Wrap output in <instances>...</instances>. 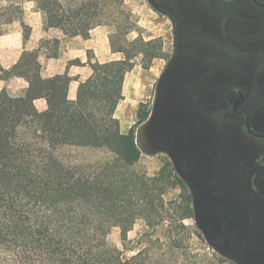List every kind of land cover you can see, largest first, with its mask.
Masks as SVG:
<instances>
[{
	"label": "trees",
	"instance_id": "1",
	"mask_svg": "<svg viewBox=\"0 0 264 264\" xmlns=\"http://www.w3.org/2000/svg\"><path fill=\"white\" fill-rule=\"evenodd\" d=\"M27 1L42 15L44 30L67 37L85 36L101 25L106 4ZM23 17L21 1L0 0V36ZM23 29L26 40L30 29ZM58 44L42 39L37 51L56 57ZM37 51L24 52L9 69L0 65V80L20 77L28 84L20 97L0 91V264H184L177 262L179 235L188 240L194 234L184 224L193 217L190 197L180 196L177 204L165 201L166 191L180 180L166 169L148 177L135 168L142 155L136 129L146 123L148 112L126 134L114 118L130 62L138 56L148 64L161 58V43L133 40L116 49L122 60L102 64L92 63L88 54L92 73L78 84L75 100L67 97V70L85 64L72 60L64 75L42 78ZM37 99L46 102L41 113L33 106ZM63 148L103 151L111 158L91 166L67 165L55 155ZM138 220L145 230L135 252L127 255L128 233ZM113 229L119 231L121 249L108 243Z\"/></svg>",
	"mask_w": 264,
	"mask_h": 264
},
{
	"label": "flooded vegetation",
	"instance_id": "2",
	"mask_svg": "<svg viewBox=\"0 0 264 264\" xmlns=\"http://www.w3.org/2000/svg\"><path fill=\"white\" fill-rule=\"evenodd\" d=\"M185 7L174 40L196 27L200 49L191 52L198 62L182 67L177 86L168 82L187 107L171 117L195 119L200 160L189 159L188 168L178 153L185 165L179 173L200 182L207 207L201 219L210 215L218 226L257 234L264 246V0H191ZM179 53L172 52L168 66L178 65ZM184 84L200 94L181 92ZM152 118H158L153 109L145 124Z\"/></svg>",
	"mask_w": 264,
	"mask_h": 264
},
{
	"label": "rangeland",
	"instance_id": "3",
	"mask_svg": "<svg viewBox=\"0 0 264 264\" xmlns=\"http://www.w3.org/2000/svg\"><path fill=\"white\" fill-rule=\"evenodd\" d=\"M16 1H21L27 11L30 10V6H34L27 0ZM105 2L100 22L110 27L109 43L114 50L118 47H126L127 43L136 39L157 40L162 46L161 58L153 60L150 64L142 59L144 66L151 65L153 68L150 73H146L145 82L147 84L140 86V94L134 95L136 98L129 103L131 106L129 108L137 111V119L144 112L149 114L151 109L158 116V118H152L150 123L136 129L138 145L142 150L140 160L135 166L136 170L148 177H153L161 169H166L180 180L176 187L166 191L165 201H173L177 204L180 201V196L190 197L193 217L185 219L184 224L194 234L190 239L184 240L180 233L182 255L178 256L177 262L184 264H264V246L258 241L257 234H242L227 224L218 226L215 218L210 215L206 219L200 218V208L207 209L200 198V182L194 177L196 179L194 183L195 179L182 176L179 173V168L185 166L181 162L182 157L188 168L191 165L188 162L189 159H193L194 164H198L200 160V138L196 137L197 131L200 129L196 127L194 118L171 117V113L175 115L187 107H185L186 101L184 102L179 94H174L175 90L168 83L171 81L175 83L174 86H177L176 82L182 78V67L188 63L194 67L192 62H198L195 52L191 53L200 49L196 27L193 31L182 32L185 34L184 39L174 40V37L178 35V29L183 26L182 8L187 6L191 0H105ZM194 3L197 5L198 0H194ZM166 11L170 12L168 15L174 17L176 30L172 28ZM14 25L15 28L20 27L22 31L24 30L23 25L19 26L18 22H15ZM8 29V26L5 27L3 35L0 36V49L2 50L8 46L7 39L9 38L5 36ZM125 29H129V31L125 32ZM172 52H181L176 56L179 58L178 67L168 66V57ZM126 86L127 93L135 89L128 84ZM198 90L193 84H184L180 91L187 95H191L192 92L196 97ZM198 93L200 94V91ZM153 96L154 105L151 104ZM124 106L123 104L119 105L117 110L119 118L116 120L118 122H134L135 118L133 120L132 118H122L124 117L122 111L126 109ZM169 152H172V156L167 154ZM178 153L182 154L181 158L180 155H177ZM55 155L64 164L85 166H91L111 158L110 154L103 151L72 148L59 149ZM184 174H186L185 170ZM169 214L176 215L173 205ZM144 230V222L136 221L128 233L131 244L125 250V254L131 255L135 252L138 247L136 241ZM245 238L248 240L242 241ZM108 243L119 249L122 248L118 229L111 231Z\"/></svg>",
	"mask_w": 264,
	"mask_h": 264
},
{
	"label": "crops",
	"instance_id": "4",
	"mask_svg": "<svg viewBox=\"0 0 264 264\" xmlns=\"http://www.w3.org/2000/svg\"><path fill=\"white\" fill-rule=\"evenodd\" d=\"M23 9V20L18 23L19 26L23 25V27L26 26L30 29L29 37L24 40L22 29L20 27L15 28L14 23L8 26V32L5 34V36L9 38L7 39L8 46L3 50L0 49V65L4 69H9L14 66L24 52L37 51L39 49V42L42 39L57 40L59 44L56 57H46V49L37 51V61L40 64V75L42 78L62 76L66 73L67 63L76 59L82 64H85L84 66H71L67 70L68 77L70 78L67 97L69 100H75L78 84L88 79L92 73L90 67L86 65L88 54L91 57L90 60L92 63L98 62L102 64L123 59V55L114 50L109 43L110 27L108 25H97L88 31L85 36L77 35L74 37H67L56 29L44 30L43 17L35 10L34 6H30L29 11H27L24 6ZM139 57H136L130 62L131 66L121 86L123 99L116 106L114 113V118L118 119L117 110L119 105L123 104L126 109L122 111L124 115L122 118H132V120L135 118L134 122H119V132L121 134H126L137 122V111L130 110L129 107L131 106L129 103L135 100L136 97L134 95L137 93L140 94V86L147 84L145 82L147 78L146 73H150L153 68L151 65L144 66L142 56ZM127 84L135 88L130 93L126 92ZM27 87V82L20 77H12L6 81L0 80V91L5 89L7 94L11 97L23 96ZM33 106L38 113L45 111L47 107L44 99L33 101ZM143 125H145V123H143Z\"/></svg>",
	"mask_w": 264,
	"mask_h": 264
}]
</instances>
